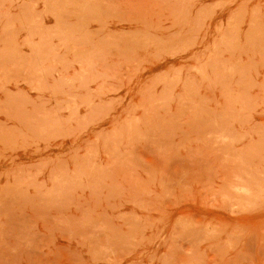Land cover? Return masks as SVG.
Returning <instances> with one entry per match:
<instances>
[{"label": "rangeland", "instance_id": "1", "mask_svg": "<svg viewBox=\"0 0 264 264\" xmlns=\"http://www.w3.org/2000/svg\"><path fill=\"white\" fill-rule=\"evenodd\" d=\"M0 264H264V0H0Z\"/></svg>", "mask_w": 264, "mask_h": 264}]
</instances>
